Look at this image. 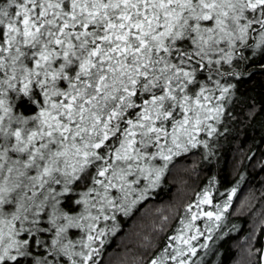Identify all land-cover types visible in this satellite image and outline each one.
Wrapping results in <instances>:
<instances>
[{"label":"snow or ice","instance_id":"1","mask_svg":"<svg viewBox=\"0 0 264 264\" xmlns=\"http://www.w3.org/2000/svg\"><path fill=\"white\" fill-rule=\"evenodd\" d=\"M257 72L264 0H0V264H101ZM236 191L205 188L148 264H197Z\"/></svg>","mask_w":264,"mask_h":264},{"label":"trees","instance_id":"2","mask_svg":"<svg viewBox=\"0 0 264 264\" xmlns=\"http://www.w3.org/2000/svg\"><path fill=\"white\" fill-rule=\"evenodd\" d=\"M229 111L217 134H202L208 148L199 146L174 157L149 199L131 215L118 217L115 235L104 238L101 264H148L168 242L188 205L209 187L214 205H223L231 189L237 191L212 239L197 242L208 248L199 249L192 260L263 264L264 74L257 72L243 83Z\"/></svg>","mask_w":264,"mask_h":264},{"label":"rangeland","instance_id":"3","mask_svg":"<svg viewBox=\"0 0 264 264\" xmlns=\"http://www.w3.org/2000/svg\"><path fill=\"white\" fill-rule=\"evenodd\" d=\"M196 202H197V200H196L192 205L195 206ZM202 207L204 208L205 211H208V210H214L213 208H210V206H208V205H204V206H202ZM205 207H207V208H205ZM195 210H196L195 207H193V211H195ZM189 215H190V214H188V213L186 212V215L184 216V218H182V220H186V219L188 218ZM122 216H123L122 214L118 215V217H122ZM118 217H117V219H118ZM199 221H200V223H199ZM205 221H206V217H205V218H201L200 220H197L195 223H196V225H197L198 227H200L201 229H203L204 224H205ZM112 223H113V222L109 221V222H108L109 226H111ZM219 223H220V222H219ZM101 226H103V222H102ZM182 227H183V225L181 224V221H180V222L178 223L177 227L174 229V232H173L170 236L177 235V234H178V230L181 229ZM109 234H111V233L109 232ZM109 234H108V235H109ZM108 235H106L104 238H106ZM168 242H170V241L168 240ZM197 242H198V241H194V243L198 245ZM199 243L201 244V242H199Z\"/></svg>","mask_w":264,"mask_h":264},{"label":"water","instance_id":"4","mask_svg":"<svg viewBox=\"0 0 264 264\" xmlns=\"http://www.w3.org/2000/svg\"><path fill=\"white\" fill-rule=\"evenodd\" d=\"M262 263L264 264V233H263V255H262Z\"/></svg>","mask_w":264,"mask_h":264}]
</instances>
